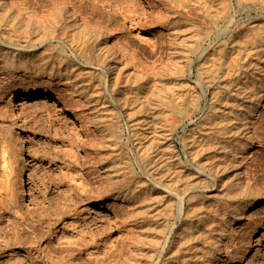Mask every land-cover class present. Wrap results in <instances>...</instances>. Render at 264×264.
Listing matches in <instances>:
<instances>
[{"label":"rangeland","instance_id":"rangeland-1","mask_svg":"<svg viewBox=\"0 0 264 264\" xmlns=\"http://www.w3.org/2000/svg\"><path fill=\"white\" fill-rule=\"evenodd\" d=\"M52 1L0 0L1 30L9 32L15 19L11 8L22 2L33 11L34 22L45 25L37 36L50 37ZM99 1L107 6H87L95 8L101 27L115 36L109 44H126L133 57L124 63L118 91L109 94L98 86L102 70L97 65L83 72L86 82L77 88L33 70L6 88L35 91L40 94L37 99L14 105L11 96L0 100V248L8 246L0 254V264H51L44 254H65L64 250L80 251L76 264H150L149 252L158 238L144 229L148 216L138 190L146 178V152L169 150L162 136L170 127L176 130L173 144L184 163L188 142L195 138L201 157L192 147L190 159L200 164L212 160L219 170L228 165L217 189L212 179L192 182L210 188L205 195L195 192L194 200L205 207H224L223 185L236 173L228 158L243 144L248 154L239 169L247 166L249 183L264 191L258 166L264 161V51L248 43L255 37L253 26L264 30L261 2ZM194 91L201 109L208 108L206 113L196 112ZM103 101L106 107L101 109ZM105 109L110 110L109 120ZM106 131L109 145L101 138ZM183 139L188 141L185 148ZM197 165L190 166L193 173ZM107 176L113 181L111 196L90 198V190L102 188ZM126 192L138 195L115 197ZM240 197L246 203L249 191ZM240 204L223 217L218 236L229 244V253L222 255L220 264H264V203L242 218L235 216ZM182 225L175 219L169 222L176 235Z\"/></svg>","mask_w":264,"mask_h":264},{"label":"bare ground","instance_id":"bare-ground-1","mask_svg":"<svg viewBox=\"0 0 264 264\" xmlns=\"http://www.w3.org/2000/svg\"><path fill=\"white\" fill-rule=\"evenodd\" d=\"M258 1L264 6V0ZM52 2V7L55 10L52 21L54 33L50 37H38V29L45 28V25L34 22L33 11L29 12L30 9L24 7L22 2L11 8L18 23L15 19L11 20L7 34L3 33L0 27V100L3 97L11 96V104L14 105V102L18 100L37 99L40 94L35 91L27 94L14 88H6V85L15 79L31 76L33 70L40 77L68 80L71 82V86L77 88L79 84L86 82L83 72L98 65L102 70V76L98 81L99 87H103L106 93L114 94L121 86L122 74L126 72L124 63L132 61L133 57L129 56L126 44L119 42L115 45L109 44V40H113L115 36L107 27L105 29L101 27L100 21L95 17V8L87 6L89 3L101 4L102 7L107 5L99 0H54ZM252 28L256 32L255 37L250 40L252 43L250 41L248 43L258 46L260 51H264L263 28L258 25ZM60 30L62 34L58 36L57 33ZM198 42L199 40L194 42V45ZM54 43H57L58 46H54ZM87 73L90 74V72ZM111 76L115 77L110 78ZM111 79L114 81L113 84L110 82ZM198 86L203 87L201 84ZM130 87L132 88V85ZM123 89L126 90L128 87L125 86ZM99 94L101 92L97 91L96 95ZM84 98L89 99L90 97L86 95ZM193 102L196 112L206 113L208 111V108L201 109L199 106L200 97L198 94L194 96ZM87 103L89 104V100ZM105 103L103 101L101 109L106 107ZM210 110H215L214 104H211ZM104 112V117L109 120L110 110L105 109ZM97 116L94 113L92 119L96 121ZM175 133L176 130L170 127L164 131L162 136L165 143L168 144L169 150L162 149L160 153L156 149L154 154L147 151L144 158L146 178L143 188L138 190L144 195V212L148 216V223L144 229L147 234L153 233L155 240L158 238L154 249L149 252L148 262L150 264H220L222 255L229 253V244L224 243L222 235L218 236L225 222L223 217L231 211L233 205L239 202L242 206L239 205V214L235 216L241 217L255 210L264 203V191L256 188L255 182L252 185L249 183L247 166L244 167V171L239 169L240 161H245L248 154L247 145L243 144L237 149V153H231V157L228 158L231 163L234 161L232 165L236 173L233 179L225 181L223 185L226 190L224 207H205L200 201L194 200L195 192H203L205 195L208 194L210 188L203 183L194 186L192 182L203 178L202 181L206 184L212 179V187L217 189L218 185L221 186L223 182L222 171L227 169L228 165L219 170V167L212 166V160L200 164L193 160V157L190 159L193 154L192 147L195 148L196 155L201 157L202 150L196 148L197 140L195 138L187 141L190 143V146H187L189 155L184 153L186 157L184 163L173 144ZM109 136L108 131L101 135V138L105 140L104 144L109 145ZM187 142L183 139L184 148L188 145ZM224 152L228 151L224 150ZM240 154L245 157L241 159ZM196 162L198 165L195 168L198 169L193 173L190 166ZM258 166L262 169L264 176V161L262 159L258 162ZM106 178L107 180L101 184L102 188L94 187L90 190V198L109 197L113 181L109 176ZM7 181L8 175L4 181L8 198L10 188H8ZM247 191H249L250 198L245 203L240 195ZM137 195L138 193L126 192L125 194L119 193L115 197L134 199ZM186 204H188L187 210ZM198 205L201 207H197ZM172 219L183 224L181 233L178 235H176V228L169 226ZM154 226L158 227L159 231L154 229L156 228ZM7 247L0 248V254L4 253ZM78 251L64 250L65 254L58 255L48 251L44 256L47 258L46 262L51 264H76L73 262L79 261L80 253H77Z\"/></svg>","mask_w":264,"mask_h":264}]
</instances>
